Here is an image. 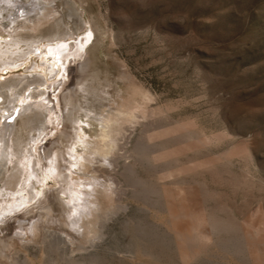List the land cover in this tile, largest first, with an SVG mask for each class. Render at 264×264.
Masks as SVG:
<instances>
[{
    "label": "rangeland",
    "instance_id": "1",
    "mask_svg": "<svg viewBox=\"0 0 264 264\" xmlns=\"http://www.w3.org/2000/svg\"><path fill=\"white\" fill-rule=\"evenodd\" d=\"M10 3L0 264H264V0ZM139 102L147 115L119 129L112 161L80 171L85 135L98 139L102 118ZM98 181L87 197L98 211L67 227L86 204L76 193Z\"/></svg>",
    "mask_w": 264,
    "mask_h": 264
},
{
    "label": "bare ground",
    "instance_id": "2",
    "mask_svg": "<svg viewBox=\"0 0 264 264\" xmlns=\"http://www.w3.org/2000/svg\"><path fill=\"white\" fill-rule=\"evenodd\" d=\"M32 3H34V1L32 2ZM22 4V3H21ZM21 4H18V6H17V9L19 10V13H21L22 11H24V12H26V13H32V10L31 9H37V7H38V4H36V6H35V4H33V5H30V4H27V5H25L24 4V6H21L20 7V5ZM23 5V4H22ZM10 6H14V4H11L10 3V0H4V1H2L1 3H0V12H1V8H3V7H7V8H9ZM26 6V7H25ZM24 7V8H23ZM12 8V7H11ZM22 8V9H21ZM39 8V7H38ZM38 10H40V9H38ZM36 11V10H35ZM14 18H16V17H14ZM13 18V19H14ZM12 19V20H13ZM150 100V99H149ZM138 105V104H137ZM144 104H140V102H139V107L138 108H135L136 107V105H135V107H134V109L133 110H127V111H125L124 112V110H122V111H120L119 112V114H110L108 117H105V118H102L100 121H101V132H100V135H99V137H98V139H96V140H92V139H86V135H85V137L83 138V144H84V150H83V152L81 153V154H79V156L78 157H76L77 158V162H78V164L77 165H75V166H78V168H79V170L80 171H86V170H94V167H95V164L96 163H98V162H104V161H112V158L111 157H113L112 155L115 153V150H117V147L120 145L119 144V138H118V135L120 134V131H119V129L122 127V126H124L123 124H134L135 123V120H137L136 118H137V115L140 113V114H144V113H141V112H145L146 113V111L144 110L145 108H144ZM126 110V109H125ZM67 111V110H66ZM72 113V112H71ZM136 113H138L137 115H136ZM139 114V115H140ZM144 115H147V113L146 114H144ZM107 116V115H106ZM73 119V118H72ZM71 122V115H69L68 114V116H65V125L66 126H68L69 125V123ZM72 123V122H71ZM10 125V124H9ZM12 127V126H11ZM63 129H64V131H63V135H65V133H66V129H67V127H62ZM6 130H7V132L9 133L11 130H12V128H9V126L8 125H6ZM120 130H122V128L120 129ZM68 131V130H67ZM123 131H124V129H123ZM122 133V132H121ZM123 134H124V132H123ZM7 135V134H6ZM63 135H62V138H63ZM7 136H9V135H7ZM66 136V135H65ZM64 136V137H65ZM122 136V135H121ZM66 137H68V136H66ZM122 139V138H121ZM82 141V140H81ZM3 142H4V140H3ZM75 148V147H74ZM142 149H143V147H142ZM76 150V149H75ZM146 152H145V150L143 151V150H139L138 151V154H139V156L142 158V159H146V157H147V154H145ZM74 157V156H73ZM166 165V164H165ZM1 169L3 170L4 168H3V166H1ZM19 171V170H18ZM94 172V171H93ZM0 175H1V170H0ZM19 176H20V174H19ZM24 178V177H23ZM94 178V177H93ZM95 180H97V178L95 179ZM90 183H92V182H90ZM93 183H95V181L93 182ZM108 183V182H107ZM106 183V184H107ZM142 183V182H141ZM84 184V183H83ZM81 185V187H84V185ZM114 184V183H113ZM116 184V183H115ZM88 185V184H87ZM90 185V184H89ZM103 185H105L104 183H103ZM108 185V184H107ZM102 186V184H100L99 183V181H98V183L96 182V184H92V186H91V188H88V190L90 191V192H87V193H84L87 189H85V191H83V193H80V194H78L79 192H77L76 194L78 195L77 196V198H78V200H80V201H82V199L81 198H83V197H85V199H87V197H90V198H92V199H94L95 197V193H96V189L97 188H99V187H101ZM78 187V186H77ZM79 187H80V185H79ZM87 187H89V186H87ZM104 187V186H103ZM115 188V187H114ZM113 188V185H108V186H105V191L106 192H110L111 193V196H112V194L113 193H115V191H118L116 188V190ZM91 189V190H90ZM148 189V188H147ZM78 191V190H77ZM72 193V192H71ZM117 193V192H116ZM2 194V193H1ZM11 194V193H10ZM74 194V193H73ZM152 194V193H151ZM150 194V195H151ZM29 195V194H28ZM80 195H83V197L81 196V198H80ZM110 195V194H109ZM115 195H118V194H115ZM1 196V195H0ZM21 196H24V197H26V194H21ZM76 196V195H75ZM94 197V198H93ZM115 197V196H114ZM87 199V200H89V201H84V199H83V201L86 203V204H84V202H83V204H84V206H81V205H76V208H73V209H76L75 211V213H74V216L73 215H71L70 213L68 214V220H69V222L66 224V226L67 227H76L78 224H80L81 223V221L83 222V218L84 217H89V215L91 216L92 215V213L95 211V210H97V204L94 202V201H92L91 199ZM74 199V198H73ZM74 200H76V198L74 199ZM18 201V203H20L21 204V201L20 200H17ZM59 201V200H58ZM75 202H77V200L75 201ZM118 202V201H117ZM74 204V203H73ZM86 205V206H85ZM120 205V204H119ZM19 207V206H18ZM100 207V206H99ZM34 208V207H33ZM72 209V208H71ZM98 211V210H97ZM73 212V211H72ZM1 216V215H0ZM6 218H8L9 220L12 218V217H3V219L2 220H4V219H6ZM84 219H86V218H84ZM214 219V218H213ZM85 221V220H84ZM211 221V220H210ZM216 221H218V220H216ZM215 224H213L215 227L217 226V224H216V222H214ZM217 223H220V222H217ZM24 224V223H23ZM83 223H81V225H82ZM225 224V223H224ZM224 224L222 223L221 225H223V227H225L224 226ZM22 225V224H21ZM205 225V224H204ZM212 225V224H211ZM220 225V226H221ZM208 226V225H207ZM213 226V227H214ZM71 227V228H72ZM75 227L74 228H72V229H75ZM79 227V226H78ZM83 228H84V226H82ZM81 227V228H82ZM218 227V226H217ZM216 227V228H217ZM210 228V227H209ZM209 228H208V231H209ZM212 228V227H211ZM210 228V229H211ZM32 230V233L33 234H36L37 232H38V230H37V227L36 226H33V228H31ZM79 229V228H78ZM201 229V228H200ZM217 229H219V227L217 228ZM237 229V228H236ZM77 231V230H76ZM79 231H80V229H79ZM78 231V232H79ZM200 231H203L202 229L200 230ZM214 231V230H213ZM211 232V231H210ZM209 232V233H210ZM205 233H206V231H205ZM210 234H212V232L210 233ZM209 234V235H210ZM26 235H27V238L25 239V238H22L21 239V241H25V244H27V243H29L30 241H32L31 239H30V237L28 236V232L26 233ZM93 235H95V234H93ZM212 236V235H211ZM20 237V236H19ZM53 236L51 235V236H49V235H45V239H44V244H49L50 245V247H53V248H55V249H57L58 251L59 250H61V248H63V247H61L65 242H64V240L63 241H52V239H57V238H52ZM198 237V236H197ZM194 238H196V235H195V237ZM204 238V237H203ZM212 238V237H211ZM64 239V238H63ZM201 239V238H200ZM50 240V243H48V241ZM66 241V240H65ZM199 241V240H198ZM210 241V240H209ZM9 243V242H8ZM67 243V242H66ZM6 247L8 246L7 244L5 245ZM46 246V245H45ZM48 246V245H47ZM65 249V248H64ZM61 253V252H60ZM66 257V256H65ZM71 257V256H70ZM14 259H15V261H16V264H21L20 263V261L18 260V258L17 257H13ZM67 258V257H66ZM62 259V258H61ZM76 262V261H75ZM26 264H30V263H26ZM51 264H55V263H51ZM69 264H74L73 262H71V263H69ZM92 264V263H91Z\"/></svg>",
    "mask_w": 264,
    "mask_h": 264
}]
</instances>
